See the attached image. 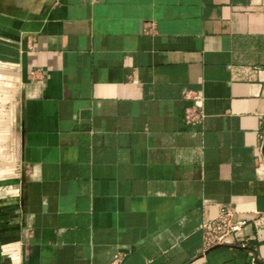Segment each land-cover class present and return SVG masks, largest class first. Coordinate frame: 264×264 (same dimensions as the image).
Masks as SVG:
<instances>
[{"label": "crops", "instance_id": "1", "mask_svg": "<svg viewBox=\"0 0 264 264\" xmlns=\"http://www.w3.org/2000/svg\"><path fill=\"white\" fill-rule=\"evenodd\" d=\"M8 101L0 264H264V224L200 231L264 212V0H0Z\"/></svg>", "mask_w": 264, "mask_h": 264}, {"label": "built area", "instance_id": "2", "mask_svg": "<svg viewBox=\"0 0 264 264\" xmlns=\"http://www.w3.org/2000/svg\"><path fill=\"white\" fill-rule=\"evenodd\" d=\"M187 105L184 108L183 120L189 126H198L202 123L205 113L203 109V96L196 91L184 94ZM264 212H254L252 216H243L240 211L230 204L221 205L217 214L204 220L200 225L203 242V251L230 243V240L242 234L249 223L262 228ZM240 246L247 247V239H241ZM255 264V257H252Z\"/></svg>", "mask_w": 264, "mask_h": 264}, {"label": "rangeland", "instance_id": "3", "mask_svg": "<svg viewBox=\"0 0 264 264\" xmlns=\"http://www.w3.org/2000/svg\"><path fill=\"white\" fill-rule=\"evenodd\" d=\"M10 100V97L9 99ZM10 102L7 104L0 102V114L5 113L9 110ZM2 117V116H1ZM9 138L6 143L0 142V181L4 180L6 177L12 176L16 172V154H17V142L16 135L13 128L8 126ZM5 128L2 126L0 128V133H2ZM14 131V132H13ZM3 191V190H0ZM4 192H0V196H4Z\"/></svg>", "mask_w": 264, "mask_h": 264}]
</instances>
